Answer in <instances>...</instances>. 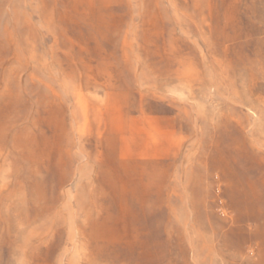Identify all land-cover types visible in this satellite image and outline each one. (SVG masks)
Masks as SVG:
<instances>
[{
  "label": "rangeland",
  "instance_id": "374dc122",
  "mask_svg": "<svg viewBox=\"0 0 264 264\" xmlns=\"http://www.w3.org/2000/svg\"><path fill=\"white\" fill-rule=\"evenodd\" d=\"M0 264H264V0H0Z\"/></svg>",
  "mask_w": 264,
  "mask_h": 264
}]
</instances>
